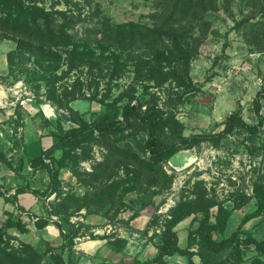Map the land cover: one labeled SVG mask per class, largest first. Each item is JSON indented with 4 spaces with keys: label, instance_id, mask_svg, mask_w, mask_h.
<instances>
[{
    "label": "trees",
    "instance_id": "obj_1",
    "mask_svg": "<svg viewBox=\"0 0 264 264\" xmlns=\"http://www.w3.org/2000/svg\"><path fill=\"white\" fill-rule=\"evenodd\" d=\"M46 1L0 0V37L16 41L15 49L8 54L15 77H18L17 71L25 73L27 81L30 78L35 84L38 94L45 86L47 99L68 111L60 115L62 124L63 121L74 124L69 128L60 124L52 132L56 141L29 160L33 171H48L50 181L45 188L34 187L28 181L18 184L12 192L11 188L0 184V196L18 208L17 214L4 212L5 219L0 225V264H72L64 253L67 249L72 251L77 238L95 239L111 235L95 233L94 229L102 225L73 220L74 216L83 210L84 216L100 212L110 224L122 221L129 227L131 220L142 210L155 204V196L171 187L175 174L168 173L165 164L178 152L193 149L203 142L218 145L235 131H247L256 136L264 127L261 113L263 92H258L254 99L259 116L257 123L248 122L240 110H235L227 116L220 132L187 136L183 133V123L172 110L183 94L198 89L190 75L191 61L210 31L212 22L207 12L216 7V0H155L157 10L151 15L153 24L138 21L113 23L105 17L93 35H79L75 31L84 5L82 0H53L49 6ZM62 2L66 9L57 8ZM16 59L21 64L33 61L35 66L32 70L25 66L15 70ZM107 64L112 68V77L119 75L128 64L134 66L135 72L134 81L110 101L109 92L98 97L100 84L96 79L88 86L91 88L95 84V91L89 96L81 76L69 81L73 71L83 70V67L93 71ZM144 81H154L158 86L174 82L184 92L175 98L170 96L162 105L156 93H152L148 100L134 102L137 84ZM143 87L148 91L150 86L145 83ZM78 99L97 100L105 106V111L94 120H88L72 106V102ZM132 129H141L145 137L138 140ZM166 130L173 135L169 140L165 138ZM130 136L134 137L136 147L119 143L121 138ZM94 143L104 145L107 152L102 161L93 165L92 171L82 172L80 163L92 158ZM0 162L6 163L18 175L22 173L24 165L14 166L3 151H0ZM65 168L81 182L93 183L91 189L87 188L83 194L65 190L60 177ZM26 192L43 200L56 195L55 200L49 202L48 216L37 217L36 226L43 228L51 218L58 217L55 222L64 239L60 247L45 241L44 247L35 246L11 234V228L22 233L30 231L22 218L23 212L36 216L19 205L20 194ZM132 192H137V198L127 201L125 196ZM253 197L256 198V209L246 213L230 235L218 238L216 235L224 234L230 223L232 209L226 202L232 198L220 199L208 189L205 180H196L168 210L159 234H154L153 237H159L156 255L141 264H171L166 256L176 253L187 256L188 264H241L245 259V247L249 245L258 251L251 264H264V236L258 239L245 228L251 219L264 215V180L254 183ZM234 200L233 208L237 209L248 202L249 197L240 196ZM132 203H138L140 208L134 210L129 220H122L120 212L133 208ZM192 215L188 244L182 247L176 226ZM196 219L198 225L193 227ZM14 240L19 246L13 244ZM125 242L127 240L122 237L112 241L120 249ZM195 256H199V262Z\"/></svg>",
    "mask_w": 264,
    "mask_h": 264
},
{
    "label": "rangeland",
    "instance_id": "obj_2",
    "mask_svg": "<svg viewBox=\"0 0 264 264\" xmlns=\"http://www.w3.org/2000/svg\"><path fill=\"white\" fill-rule=\"evenodd\" d=\"M52 1L47 0L46 5L49 6ZM82 1L84 3L82 13L75 26V31L79 35L95 34L100 20L105 17L111 19L113 23L138 21L153 24L151 15L157 10L155 0ZM216 2V7L207 12L212 22L210 31L191 61L190 75L198 89L183 94L180 102L172 106L177 118L183 123V133L187 136L199 132H220L225 126L227 116L235 110H240L248 122L257 123L259 120L254 99L258 92L264 93V0H216ZM57 8L66 9L67 6L62 2ZM15 47L16 41L13 38L0 37V151H3L7 160L12 161L14 166L22 164L24 166L22 173L18 175L6 163L0 162V178L3 171L12 172L16 179H23L18 184H25L29 180L27 178L35 173L31 169L29 154L37 155L40 151L38 149L31 152L27 149L29 132L32 131L39 136H51L52 132L62 124L61 113L68 111L47 99L45 86H42L38 94L35 84L30 78L27 81L25 73L17 71L18 77H15L8 60L9 52ZM18 61L16 59L14 69L25 66L32 70L35 66L33 61L24 64ZM112 72L109 64L93 71L83 67V70L73 71L69 81L81 76L86 83L85 91L89 96L95 91V84L91 88L88 86L96 79L100 84L98 97L109 92L110 101L118 97L135 77L132 64H128L117 76L112 77ZM145 83L150 86L148 91L143 87ZM143 84H137L138 90L134 102L148 100L152 93H156L160 96L159 103L162 105L170 96L175 98L184 92L183 88L175 86L174 82L170 81L161 86L156 85L154 81H144ZM262 100L264 104V99ZM72 106L83 113L88 120H94L105 111V106L97 100L78 99L73 101ZM261 113L264 115V105ZM119 119L122 117L120 116ZM73 124L72 121H63L62 125L69 128ZM132 131L138 140L145 137L141 129H132ZM165 135L167 140L173 137L168 130ZM119 143L122 146L136 147L133 136L121 138ZM106 152L104 145L94 143L92 158L81 161L79 169L82 172L92 171L93 165L102 161ZM165 169L168 173L175 174L171 187L155 196V204L142 210L140 215L143 218L135 221L134 225L130 224L128 227L121 221L116 225L106 226V223L110 222L106 216L100 212L84 216L85 210L80 215L74 216L73 220L102 225L100 230L105 232L110 230V234L117 240L120 235L129 236L121 249L135 250V252L138 250V252L127 255L124 261L127 264H141L142 260L154 257L159 237L153 236L159 234L163 228L161 223L168 210L177 203L184 190L192 187L196 180L203 179L208 189L220 199L232 198L226 202V205L232 209L230 223L224 234L216 235L218 238L228 236L238 227L242 217L257 207L256 198L253 197V187L256 181L264 180V127L256 136L247 131H235L218 145L203 142L193 149L182 150L167 161ZM122 175H124L123 170L120 171V176ZM60 177L65 190L79 194H83L87 188L91 189L93 185V183L81 182L67 168L61 170ZM0 184H3L1 180ZM39 184L45 185L44 182ZM137 196V192H132L128 193L125 199L131 202V199ZM240 196L249 197V201L241 208L234 209V199ZM55 198L56 195L53 194L46 201L51 202ZM132 205L133 208H126L120 212L119 217L122 220H129L134 210L140 208L138 203ZM32 217L27 218V222L31 225H33ZM154 218L156 222H153ZM193 218L194 215L186 219L181 229V237L185 235L184 229L192 227ZM146 222L148 226H152L148 232ZM197 225L196 219L193 227ZM245 228L258 239H262L264 215L251 219ZM14 235L19 237L18 234ZM149 242L148 248L146 243ZM181 243H185L184 238H181ZM13 244L19 246L16 240ZM244 252L245 259L241 264H251L252 258L258 254L253 245L246 246ZM195 258L200 260L199 256ZM174 261L175 264H182L179 259Z\"/></svg>",
    "mask_w": 264,
    "mask_h": 264
},
{
    "label": "crops",
    "instance_id": "obj_3",
    "mask_svg": "<svg viewBox=\"0 0 264 264\" xmlns=\"http://www.w3.org/2000/svg\"><path fill=\"white\" fill-rule=\"evenodd\" d=\"M72 105H73V102H72ZM28 136L29 138H28L27 149H29L31 152L33 150L38 151V149H40L41 151V149H45L49 147L56 141V138L53 135L39 136L36 133H33L32 131L29 132ZM33 156L35 155L29 154L30 158H32ZM27 179H29L28 181L32 184V186L43 189L49 184L50 175L47 170L40 169V170L35 171V173H32L31 176H29ZM0 180L3 183L2 185H4L6 188H11L12 192L15 191V188L18 185V183H21L23 181V179H16L15 174H13L12 172H6V171H3L1 173ZM40 182L41 183L44 182L45 185L40 186L39 184ZM19 205L24 207L30 213L32 214L35 213L36 216L32 217L33 225H31L29 222H27V220L30 219V215L26 212H23L22 218L24 221L28 223V227L30 231L27 233H22L16 228H11L10 229L11 233L18 234L21 239L27 242H30L35 246L44 247V244H43L44 241L45 243H50L57 247H60L63 244L64 239L61 234V230L59 226L55 222L57 220L56 217L51 218L49 223L43 228H38L36 226L37 217L48 216V206H49L48 201L40 199L30 192H26V193L20 194ZM6 210L14 212L15 214L18 213V208L16 204L7 202L3 196H0V225L3 223L5 219L4 212ZM141 218H143V216L141 215L134 218L133 220H131L130 224L134 225L135 221ZM184 223H186V219L181 221L176 226V229L179 234V244L182 247H185L188 244V228L183 230L185 232V235L181 237V229L184 227ZM146 225L148 226L147 222H146ZM106 226H110V223H106ZM136 227H139V226H136ZM100 229L101 227L97 229L95 228L94 229L95 233L110 235V230H108V232H105L104 230L101 231ZM119 237H122L126 240L130 238L129 236H124V235H120ZM181 238L185 239L184 244L181 243ZM113 240H114V237L111 235L109 237L95 238V239L77 238L72 251H68V249L65 250L64 256L66 259L70 258L72 264H127V262L124 261L125 260L124 258L127 255L130 256L131 253H137L138 250H136L135 252V250L120 249L119 247H117L116 245L112 243ZM128 244L130 245V243ZM146 246L149 248L150 242L146 243ZM157 251L158 249L156 248V250L154 251L155 254L153 256L156 255ZM140 257L141 259H144L142 258L143 256H140ZM166 258L170 261L171 264H175L176 261L174 260L178 261V259L182 264H188L187 256L180 255L178 253L174 255H168L166 256ZM197 262H199V260H197Z\"/></svg>",
    "mask_w": 264,
    "mask_h": 264
}]
</instances>
